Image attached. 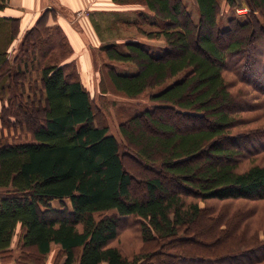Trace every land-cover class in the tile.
<instances>
[{"label":"trees","instance_id":"1","mask_svg":"<svg viewBox=\"0 0 264 264\" xmlns=\"http://www.w3.org/2000/svg\"><path fill=\"white\" fill-rule=\"evenodd\" d=\"M112 1L140 5L138 15L157 26L144 33L166 41L155 46L131 39L126 50L118 43L102 46L111 62L137 66L133 73L108 67L117 93L137 98L159 88L150 95L151 108L121 123L123 139L97 122L89 90L64 60L71 44L61 26H55L57 41L42 20L25 33L26 40L34 37L43 60L58 49L42 61L40 88L38 80L26 88L18 82L26 79L24 67L35 61V50L24 67L13 66L8 47L16 38V22L0 18V129L10 132L0 140V260L43 264L57 245L63 254L58 264H169L179 257H185L184 264H258L264 260V239L256 223L264 218H257L255 207L264 201V163L240 166L264 153V127L234 128L246 122L241 112L257 105L264 109V0H245L249 11L231 17L227 28L219 25L221 0H196L198 23L182 0ZM227 2L234 9L241 5ZM6 6L7 0H0V10ZM250 28L257 31L255 39ZM225 71L252 88L232 91ZM144 118L155 133L142 129ZM18 125L28 131L25 140L13 138ZM127 156L157 173L146 176L144 198L135 194ZM161 166L176 177V189L158 175ZM54 200L61 207L53 206ZM212 200L227 201L216 207L217 217L208 215ZM238 200L250 204L231 211L227 205ZM130 217L138 220L148 244L132 258L111 244L121 221ZM206 219L213 224L207 226ZM19 226L20 244L13 249ZM198 232L215 234L210 245L222 236L225 252H209Z\"/></svg>","mask_w":264,"mask_h":264},{"label":"rangeland","instance_id":"2","mask_svg":"<svg viewBox=\"0 0 264 264\" xmlns=\"http://www.w3.org/2000/svg\"><path fill=\"white\" fill-rule=\"evenodd\" d=\"M185 8L188 11V15L190 19L194 23H198L200 14L198 11V6L196 0H182ZM241 2V5L238 6L236 9L232 8L231 5L227 2V0H221L222 5V14L219 19V25L222 28L228 27V20L233 17L234 15L238 14H244L249 11V7L245 0H238ZM111 0H90L88 3V8L79 11L77 13H67L65 11H62V9H58V13L53 10V15L56 16L58 14H63L62 16L69 17V27H73L75 24H77L78 28H81V31L87 32L86 34L90 37L89 40V47L90 50H92V57H93V64H83V67L85 68V72H80L79 65L80 59L83 61L85 58H83L82 54L86 52L87 49H83V46H78L77 42L74 40V48L71 45V48L68 53H66V56L64 60H67L68 62H71V70L73 69V72H76L80 74V78L82 82L84 83L85 87L89 90L91 97L94 101V106L97 111V122L99 123H105L109 125L110 131L114 133L119 139H123L121 133H120V125L121 123L127 121L130 119V117L134 116L135 114H140L144 112L145 110L151 108L153 105V102L150 100V95L154 92H156L159 88H149L146 90L141 96L137 98H129L124 95H121L116 92L114 89V86L112 84V81L107 73V69L109 66H114L118 70V72L121 73H133L137 71L136 64L133 63H122V62H111L109 60V57L107 56L105 50L102 49V46L109 44V43H118L120 45V48L122 50H126L127 47L124 46L126 41H129L131 39H139L143 42L153 44L155 46L158 45H165L166 41L163 38L159 39H150L147 37V35L144 33L146 31H151L154 29H157V26L147 24L143 21L142 17L138 15V10L143 9L140 5L137 4H126V5H120L116 3H112ZM100 5L103 6L104 11L101 13L96 12L91 17L89 16L90 13L88 9ZM107 6V7H106ZM89 9V10H90ZM49 11V10H48ZM48 11L42 15V23H47L49 26H52V33L53 37H55V41L59 39L58 34L56 33L55 26L56 24H53V20L50 17V19H47ZM56 18V17H54ZM58 18V17H57ZM84 20V22H83ZM86 21V22H85ZM136 21H139L136 23ZM16 31H17V23L15 24ZM76 26V25H75ZM42 27V26H41ZM76 28V27H75ZM42 31V28H40ZM250 37L255 39L256 33L253 28L249 29ZM253 30V31H252ZM143 31V32H142ZM27 32V31H26ZM23 32L20 35L16 33L17 39L16 41H13L11 47L9 48V59L13 66H18V64H21L22 67L25 66L24 62L27 61L29 58L28 56L33 54V36L28 37V39H25V33ZM46 34L42 33V40L47 39L45 36ZM249 37V34H248ZM69 38V37H68ZM251 38V39H252ZM33 39V40H32ZM252 39V40H253ZM69 43L72 44L71 39H68ZM62 42V41H61ZM86 42V41H85ZM65 47V46H63ZM66 49V48H64ZM58 49L54 48L51 52V55L44 57V60L42 59V56L40 55V52L38 50H35L36 53V59L33 62H30V65L27 67H24L26 69V79L22 78L19 80L18 83L21 84V81L24 82L26 85V88L29 87V82H36L38 80L37 86L40 88L41 86V69L43 67L42 61L46 62V60L51 59L52 54L57 52ZM35 57V55H34ZM30 61V60H29ZM89 69V70H88ZM226 79L231 82V90L236 91L240 87H245L247 89L252 88L250 85L245 84L242 81H239L238 78L232 72L225 71L224 72ZM183 74L178 75L174 79L170 80L168 82L172 83L173 80L176 81V78H181ZM176 79V80H175ZM253 93V92H250ZM260 102V100H255V102ZM170 112V111H166ZM242 114H239L241 117H245L246 121L239 126L235 127V131H250L252 129L264 127V109L263 107L260 108V105H257L254 107L253 110H249L246 112H241ZM163 112L155 114L156 116L162 115ZM30 117V115H28ZM33 117V115H32ZM177 117V116H176ZM173 117V120L178 121L179 117L176 118ZM31 118V117H30ZM242 121V122H243ZM142 129L146 130L148 133H155L152 126H150V121L147 118L141 119ZM32 127L35 126V122H31ZM30 126V122H29ZM16 130H12V134H15L16 136H13L14 140L21 141L25 140V138L28 137V131L22 129L20 125H18ZM5 132L6 135H3ZM20 132L19 135L17 133ZM10 132L7 130V128H1L0 129V140L3 137H9L10 138ZM30 135V134H29ZM11 138V139H13ZM29 139V138H28ZM1 143V141H0ZM126 147L124 145V148H122V151H126ZM156 158V157H155ZM157 158L159 156L157 155ZM124 161L129 166V169H131V172L135 175L134 180V190L135 194L141 198H144L147 194L146 188H145V178L147 175H157V173H154V170L145 168L143 164L138 163L137 161H133L130 157H124ZM253 162H259L264 163V153L254 156L245 158L242 160V164L240 166L241 169H245L251 165ZM161 174L163 177V180L165 181V184L168 188L176 189L177 186H175V178L173 175H170L169 173L164 171L163 166L160 167V172H158V175ZM137 178V179H136ZM141 179V181H139ZM136 182V183H135ZM225 202L218 203L217 201H209L207 203H211L214 205L212 206L211 213H208V215L213 214L215 217L218 216V211L216 210V207L223 206ZM229 202V201H228ZM227 205V207L233 211L237 206H246L249 205L250 202H247L245 200H238V201H230ZM67 203H69V200H67ZM201 205H206L207 203L204 201H200ZM52 205L55 207H61V204L59 201L54 200L52 202ZM255 208H257L258 215L257 218H259L261 215L264 218V201L259 203ZM212 216V215H211ZM209 220L212 219L210 216L208 217ZM206 219L205 224L207 226L212 225L213 223H210ZM254 225V224H253ZM255 226V225H254ZM256 227L258 228V232L260 234V237L264 239V219L260 222L256 223ZM21 233H22V227H18L16 229L14 239H13V245L20 244L21 239ZM212 236H202L200 232L196 234V236L200 239V245H210L213 239H211L215 234H211ZM218 237V236H217ZM222 236L218 237L216 239V243L211 244L210 246H207L206 248L208 251H212V248H215L216 251L221 250L224 246V241ZM111 244L118 246L122 253L132 258L134 255L141 253L144 251V248L148 245L146 242H144L142 235H141V228L138 220L135 217L130 218H124L121 221V226L119 230L118 237L111 242ZM16 246V247H17ZM58 246L55 245L53 250L46 255L44 259L41 260V263L43 264H58V261L63 259V254L59 252ZM205 247V246H204ZM201 248V247H199ZM224 250V249H223ZM221 250V251H223ZM225 252V251H223ZM199 253H202L200 251ZM185 257H179L177 260H170L169 264H184ZM59 261V262H60ZM174 262V263H173ZM191 263V262H190ZM196 264V263H192ZM227 264H232L231 261H228ZM258 264H264V260L259 262Z\"/></svg>","mask_w":264,"mask_h":264},{"label":"crops","instance_id":"3","mask_svg":"<svg viewBox=\"0 0 264 264\" xmlns=\"http://www.w3.org/2000/svg\"><path fill=\"white\" fill-rule=\"evenodd\" d=\"M112 1V0H111ZM90 0H7V6L0 10V18L2 19H13L17 23V31L18 35H20L23 32H26L30 27L35 25L38 21L42 20L41 17L44 15L46 11H48L47 19L49 20L50 17L53 20V24L61 26L68 39H71L72 47L74 48V40L77 42L78 46H83V49H87L86 52L82 55L85 60L80 59L79 69L80 72H85V68L83 67V64L88 63L93 64V57H92V50L89 49L87 45H89L90 37L84 33V31H81V28H78L77 24H75L73 27H69L70 20L69 17H66L63 14H58L56 16L53 15V10L58 13V9H62V11H65L67 13L73 12L77 13L79 11H82L86 8H88V3ZM115 3V2H112ZM107 7V6H106ZM90 9V8H89ZM88 9L90 13V17L96 13V12H102L105 8L100 5H96L92 7L90 10ZM56 17V18H54ZM58 17V18H57ZM84 22V20H83ZM86 22V21H85ZM71 23V22H70ZM76 27V28H75ZM83 32V33H82ZM18 37V36H17ZM17 37L15 39H17ZM13 41H16V40ZM74 39V40H73ZM86 41V42H85ZM13 43V42H12ZM12 43H9V48L11 47ZM76 47V46H75ZM89 70V69H88ZM17 245H13L12 248L16 249ZM0 264H16L15 259L8 261H1Z\"/></svg>","mask_w":264,"mask_h":264}]
</instances>
